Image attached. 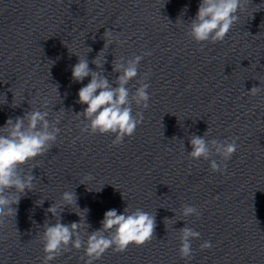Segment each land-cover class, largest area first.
I'll list each match as a JSON object with an SVG mask.
<instances>
[{
	"label": "clouds",
	"instance_id": "clouds-1",
	"mask_svg": "<svg viewBox=\"0 0 264 264\" xmlns=\"http://www.w3.org/2000/svg\"><path fill=\"white\" fill-rule=\"evenodd\" d=\"M250 2L252 0H201L195 17L186 23V35L200 44H215L223 41L230 30L239 23L241 13L246 10ZM261 5L264 4L256 6ZM102 39L105 41L104 47L91 61L96 66V71L89 67L87 56L81 57L75 54L78 62L72 66V80L81 83L86 77L91 78L90 82L78 91L77 102L87 107L76 115L83 117L86 121L80 128L81 133L111 134L114 135L112 145L120 146L125 137L134 135L144 119L143 111L133 113V105L143 110L149 107L150 85L145 81L149 79L150 73H144L139 80L136 78L139 75L138 67L141 61L144 56L151 53L135 55L129 59L123 56L115 58L112 61V72L119 75L110 81L104 74V64L107 63L105 48L114 42L122 44L123 41H120L118 36L113 37L112 30H105ZM87 49V53L92 51L90 47ZM133 80H136L138 85V87L133 85L135 91L129 87ZM55 88L59 96L58 86ZM261 90V87L253 86L247 92L250 95H257ZM4 103H7L5 97ZM47 108L48 101L45 98L40 109L30 106V110L23 116L9 118L5 125L0 127V225H3L9 217L15 219L21 198L35 189L37 177L32 174V170L39 165L30 164V162L46 155L57 142L60 133V128L57 127L60 116L58 114L50 122L49 111L42 110ZM61 111L64 109L57 113ZM209 135V129L203 136L191 135L189 139L191 151L188 152V156L196 161L201 159L208 161L211 172L223 174L227 168L224 162L229 161L237 151L236 138L218 141L207 139ZM214 156H219L222 162L218 163ZM26 165L29 166L28 172L24 171ZM93 179L91 174H86L79 184L87 185V182ZM77 200L74 189L64 191L59 202L53 201L46 210L54 218L58 216V219L54 224L49 223L47 219L44 222L41 234L44 252L42 264H50L63 252L72 248L76 250L83 248L87 257L85 264H94L109 249L114 252H124L129 245L142 246L155 236L156 214L140 208L130 211L128 205L122 214H118L115 209L106 211L100 222L101 228L91 232L87 230L90 225L85 219L87 209L81 210L85 213L83 224L86 225V230L83 233L81 232L82 218L76 212L80 217L79 222L61 223L60 214L65 207L71 208L75 205L79 209ZM43 202L44 200L40 204ZM180 215L185 218L195 216L198 219L201 213L195 206L183 204ZM166 221H171L172 224L176 222L168 218H165L164 223ZM178 233L179 255L182 259L191 260L193 258L192 241L199 239L200 233L186 225L178 229ZM212 247L211 241L200 244L201 250Z\"/></svg>",
	"mask_w": 264,
	"mask_h": 264
}]
</instances>
